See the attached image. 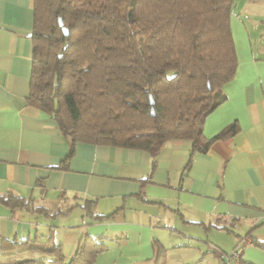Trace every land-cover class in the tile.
<instances>
[{
	"label": "crops",
	"instance_id": "obj_1",
	"mask_svg": "<svg viewBox=\"0 0 264 264\" xmlns=\"http://www.w3.org/2000/svg\"><path fill=\"white\" fill-rule=\"evenodd\" d=\"M33 5L0 0V197L29 203L0 201V252L6 240L50 238L69 262L88 233L106 246L93 264H154L158 245L166 264H220L219 253L241 243L242 264H264V249L243 243L264 242V58L237 52L236 75L222 88L227 99L203 126L206 152L187 140L169 141L155 158L78 142L67 159L70 139L26 102ZM234 123V136L213 140Z\"/></svg>",
	"mask_w": 264,
	"mask_h": 264
},
{
	"label": "trees",
	"instance_id": "obj_2",
	"mask_svg": "<svg viewBox=\"0 0 264 264\" xmlns=\"http://www.w3.org/2000/svg\"><path fill=\"white\" fill-rule=\"evenodd\" d=\"M235 2L34 0L27 105L51 115L70 139L67 159L78 142L155 158L169 141L187 140L204 153L210 143L200 146L205 120L226 101L222 88L237 72ZM237 132L234 123L213 140ZM0 201L29 208L22 198ZM31 211L45 213L33 205ZM102 239L84 234L69 262L50 238L6 240L0 264H93L106 249ZM250 243L264 249V242ZM166 257L167 249L156 246L154 264H166Z\"/></svg>",
	"mask_w": 264,
	"mask_h": 264
},
{
	"label": "rangeland",
	"instance_id": "obj_3",
	"mask_svg": "<svg viewBox=\"0 0 264 264\" xmlns=\"http://www.w3.org/2000/svg\"><path fill=\"white\" fill-rule=\"evenodd\" d=\"M231 27L237 52L264 58V0H236Z\"/></svg>",
	"mask_w": 264,
	"mask_h": 264
},
{
	"label": "built area",
	"instance_id": "obj_4",
	"mask_svg": "<svg viewBox=\"0 0 264 264\" xmlns=\"http://www.w3.org/2000/svg\"><path fill=\"white\" fill-rule=\"evenodd\" d=\"M250 241H251L250 239L244 238L243 243L244 242L249 243ZM243 251H244V244L241 243V245L238 248H236L230 252L219 253L220 260H221L220 264H241Z\"/></svg>",
	"mask_w": 264,
	"mask_h": 264
},
{
	"label": "water",
	"instance_id": "obj_5",
	"mask_svg": "<svg viewBox=\"0 0 264 264\" xmlns=\"http://www.w3.org/2000/svg\"><path fill=\"white\" fill-rule=\"evenodd\" d=\"M60 25L61 26L63 25V21L62 20H60ZM63 32L65 33V35H67L68 34V29L63 27ZM151 103L153 104V99L152 98H151Z\"/></svg>",
	"mask_w": 264,
	"mask_h": 264
}]
</instances>
